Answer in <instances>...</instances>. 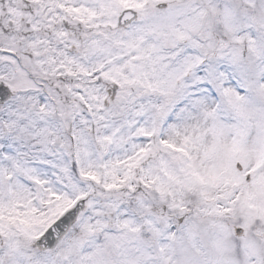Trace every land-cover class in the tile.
<instances>
[{"label":"snow or ice","instance_id":"1","mask_svg":"<svg viewBox=\"0 0 264 264\" xmlns=\"http://www.w3.org/2000/svg\"><path fill=\"white\" fill-rule=\"evenodd\" d=\"M0 264H264V0H0Z\"/></svg>","mask_w":264,"mask_h":264}]
</instances>
